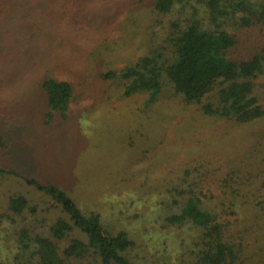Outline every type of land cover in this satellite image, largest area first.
Masks as SVG:
<instances>
[{"label": "rangeland", "instance_id": "rangeland-1", "mask_svg": "<svg viewBox=\"0 0 264 264\" xmlns=\"http://www.w3.org/2000/svg\"><path fill=\"white\" fill-rule=\"evenodd\" d=\"M153 1L37 0L35 8L0 0V169L10 173L0 176V264H18L11 247L21 226L46 233L68 219L23 178L58 186L110 232L125 231L134 245L121 254L135 264H198L202 230L171 222L192 198L233 248L228 264H264V115L246 123L206 115L165 77L156 94H127L115 73L171 49L183 5L165 15ZM228 30L230 58L264 56L257 18L231 20ZM49 78L73 87L66 109H48L41 85ZM254 92L264 108V74ZM13 195L36 213H10Z\"/></svg>", "mask_w": 264, "mask_h": 264}, {"label": "trees", "instance_id": "trees-1", "mask_svg": "<svg viewBox=\"0 0 264 264\" xmlns=\"http://www.w3.org/2000/svg\"><path fill=\"white\" fill-rule=\"evenodd\" d=\"M254 1L196 0L197 6H193L192 0H154L153 9L160 14L172 13L178 2L184 10L174 11L176 18L166 38L171 44L167 54L156 52L144 56L115 72L126 80L127 94L138 91L156 94L165 77L187 103L199 104L206 115L238 123L263 117L264 108L254 89L255 80L264 74V56L258 54L248 60L229 57L234 45V36L228 30L229 21L239 18L248 25L252 17L264 25V0ZM20 2L23 7L36 8L37 0ZM187 5L192 6L187 8ZM39 9L32 13H38ZM41 87L51 112L67 108L73 95L69 82L49 78ZM5 140L0 132V150L6 148ZM6 173L10 174L0 169V176ZM23 179L49 196L56 206L60 205L68 219H57L46 233L33 234L28 225L21 226L12 242L14 247H11L16 254L18 250V264H28V261L32 264H135L121 254L134 245L125 231L110 232L99 214L84 213L58 186L32 178ZM8 202L9 212L16 217L36 213L37 206L24 195H13ZM173 217L171 222L192 223L202 230V256L198 264H228L227 258L233 256V248L223 241L218 227L213 225V214L192 198ZM74 231L81 236H71ZM67 239L69 242L62 247L60 243Z\"/></svg>", "mask_w": 264, "mask_h": 264}]
</instances>
